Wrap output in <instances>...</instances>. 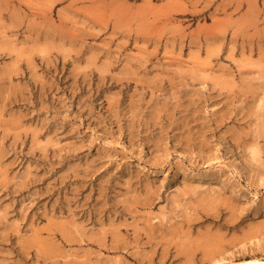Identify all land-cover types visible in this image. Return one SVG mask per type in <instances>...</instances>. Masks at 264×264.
I'll return each mask as SVG.
<instances>
[{
  "label": "rangeland",
  "instance_id": "374dc122",
  "mask_svg": "<svg viewBox=\"0 0 264 264\" xmlns=\"http://www.w3.org/2000/svg\"><path fill=\"white\" fill-rule=\"evenodd\" d=\"M263 76L264 0H0V264H187L165 245L167 228L148 226L174 215L175 164L210 170L198 147L178 144L179 128L230 101L213 169L234 161L254 174L260 166L239 140L256 127L264 150ZM203 90L216 97L203 100ZM198 106L205 112L192 115ZM162 126L171 169L151 166ZM166 175L162 195L145 203L141 185ZM237 176L238 200L252 205L239 224L264 221V169L257 188ZM134 200L137 210L125 209ZM112 233L133 245L110 247ZM262 244L264 233L222 264L264 260L253 250Z\"/></svg>",
  "mask_w": 264,
  "mask_h": 264
},
{
  "label": "bare ground",
  "instance_id": "6f19581e",
  "mask_svg": "<svg viewBox=\"0 0 264 264\" xmlns=\"http://www.w3.org/2000/svg\"><path fill=\"white\" fill-rule=\"evenodd\" d=\"M256 77H258V76H256ZM259 78H261V77H259ZM263 78H264V76H263ZM211 87L213 88L214 86H211ZM221 89L222 88H220V91H221ZM220 91H218V92L216 91L217 94L219 96H223L224 99L227 101V99L225 97H229V94L228 93L226 94L225 92L222 93ZM251 92L253 95L256 94V91H250V93ZM202 94L204 97L203 100L204 99L209 100V98H212V96H213V95L212 96H210V95L205 96V91L202 92ZM233 95H234V93L232 94V96ZM214 96L216 97V95H214ZM214 96H213V98H214ZM200 97H202V96H200ZM246 98H244V99H246ZM248 98H250V97L248 96ZM257 99H258V97L255 99V101ZM263 99H264V97H263ZM192 100H194V98H192ZM197 100H198V102H199V100H201V102H202V98L201 99L197 98ZM230 100H233V98L231 97ZM236 100H237V98H236ZM225 104L226 105L228 104L227 105V108H228L227 111H223L222 109H216V111L214 110L215 112H213L211 116L210 115H206V117L201 116L200 117L201 119H200V121H198V123H194L193 121L188 120L189 122H187V123L184 122L185 126H183V129H181L182 127L179 128L180 130H183V132H182V135L180 136L178 144L181 143V145L189 146L192 148L198 147L199 155L202 158L201 163L203 165H206V166L210 165V170L209 169L206 170L205 173L203 172V174H198V175L192 174L189 171V169L186 167L185 162L180 160L177 164H175V166L177 167L176 168L177 170L175 171L174 177L182 180L183 185L178 187L177 194H173L171 196V197L174 196L171 199L172 207L171 208L169 207L170 210L167 209L169 212H171L174 215H171L169 212H168L169 214H166V210L162 212L163 217H166L167 218L166 221L169 222L170 224H168L161 217L156 222L150 221L148 223V220H146V222L148 223V226L153 230L152 233H154L156 235L161 233L160 236H162L165 233L164 230L167 228L166 233H165V237L169 236V238H168V241L166 242L165 245L167 247H171L173 245L176 248L177 252L183 253L184 255H186L185 260L187 261L186 262L187 264H197L196 257L199 256L198 254L201 255V257L199 259L200 263L202 262L204 264H222V260L226 257V255L228 253H230L231 256H234V257L237 256L235 248H237V251L240 252V256L246 257L249 254V253H247L248 243L252 239L260 237L264 233V221L255 223L254 220L251 219L250 220L251 223L246 222L245 225L239 224L240 221L244 220V217H246L247 214L250 211H252L251 210L252 205L251 204L248 205V203L241 201V200H238V198H237L238 196L242 197V192H240L241 188L238 189V187H237L238 185L241 186L239 184L240 179L238 180V176H237L238 174H239V178H244L245 181L248 182V186H251V187L254 186L256 188L259 186H262V183H260V180H261L260 174L262 172V169H264V150H262L263 146L259 144L261 141L258 140L259 137L261 136V133L259 132V130L253 129V128L257 129L256 127L252 128V126H251V125H254L256 120H254V122H253V120L252 121L250 120L252 123L251 124L249 123L251 126V128H248L250 130L249 132H248V130L246 132V130H244L243 128L240 130L242 133H244V134L247 133L248 135H253L254 132L255 133L257 132V134L254 133V135L251 136V141H250L251 143L246 140V139H250V138L245 137V136H247V134H245L244 137L241 138L243 140H241V139L239 140L240 142L244 141L246 143V145H248V149L251 147L252 154H249V155L252 156V158L249 156L251 159L248 158V160H251L252 162H254L255 164H258L260 166V167H258V169L256 168V170H253L254 166L249 164L250 166L253 167L252 171L254 172V174L248 175V174L244 173V171H242L243 169H241L237 165V163H234V161L229 165L232 168L231 167H229L228 169L227 168H221V169L219 168L217 170L213 169V167L216 165V163L221 161L222 157H220L221 155L219 156V155H217V153H214L216 150L212 152V149H213L212 148V146H213L212 145V142H213L212 139L214 136H216L218 134L222 122L225 119L227 120V118L229 117L228 116L229 114L234 113V109L231 107L232 105L231 106L229 105V104H231V102L229 101L228 103H225ZM251 105H253V104L251 103ZM252 107H253L252 109H255V105H253ZM262 107L263 106L261 105V109H262ZM198 108H199V106H198ZM198 108H194V109L190 110L191 113L193 112L192 115H194L195 113H197V114L201 113L202 109L199 108L200 109L199 110ZM258 110L261 111L260 108H258ZM203 112H205V111H203ZM240 113H238V114H240ZM255 114H256V112L253 111L250 114H246V116H248L249 118H252V115H255ZM159 116H161V115H159ZM259 116H258V118H259ZM243 118H245V117H242V119ZM247 121H246V123H247ZM249 124H248V126H249ZM262 125H263V130H264V124H262ZM168 128L162 126V131L160 130L161 135L157 138V140L154 143V149H155L156 153H155V160L153 162L154 164L152 163L151 166H154V167H159V166L165 167L166 166L169 169H171L174 166V165L172 166V162L170 160L171 155H168L167 153L164 152V151H166V148H167V147H164V145H163L165 142L164 139L167 138L164 136V134H167L169 132L170 129H168ZM231 128L232 127H230L229 130H231ZM229 130L226 129L225 132L226 131L232 132V133L235 132V135L233 134L234 137L236 135L240 134V133H238L239 130H238V132H237V130H235V131L234 130L229 131ZM236 132L238 134H236ZM184 133H186L185 134L186 136L183 135ZM249 133H251V134H249ZM218 136H219V134H218ZM222 136H223V133H222ZM233 136H232V138H234ZM238 138H240V137H238ZM236 139H237V137H236ZM237 141L238 140H236V142ZM246 145H244V146L247 148ZM229 153L230 152H228V154ZM197 154H198V152H197ZM225 155H227V153H225ZM192 156L189 157V162H193L195 164L197 161H195V159H194L195 156L194 155H192ZM243 162H244V165L246 166L247 162H245V161H243ZM237 170H239V173ZM250 173H251V171H250ZM168 175H166L167 177L164 176L162 183L154 184L153 182L148 181L147 183H144L141 185V188H143V187L144 188L141 189L143 191L140 190V192H143V193L145 192L148 194V196H146L147 201L145 203L148 202V200L151 198L152 194H154L153 196H155V195L159 196L160 194L162 195L163 187L166 186L165 183H163V182L168 178ZM153 186H155V187L153 188ZM131 205H132V208H131ZM140 205H142V204H140ZM137 207H138V200H134L133 202H131V204H128L125 207V209L131 210V212H133V211L137 210ZM261 210H263V212H264V209H261ZM179 217H181V219H178ZM174 219H175V221L173 222ZM206 222H208V224H206ZM238 224H239V226H237ZM148 226H147V228H148ZM198 226H202V227H204V229L201 230L198 228V230H196V227H198ZM214 229H216V230L214 231ZM195 230L197 231L196 234L198 236L194 235V232H196ZM231 230H233V232H231ZM137 232L138 231H135V229L133 230V233H135L133 238H135ZM229 233H232V235L229 236ZM146 235L149 236V234H146ZM112 236H113L112 237L113 240H111L112 242L110 243V247H112V248H118L120 250H123L125 247H128V245L131 244V242H126V241L124 242V240H125L124 238L122 239L123 241H120V239L119 240L116 239L115 233H112ZM136 237H138V235ZM68 239H70V238H68ZM149 239H150V237H149ZM148 242L150 243V241H148ZM136 243L138 245L142 244V243L137 242V241H136ZM131 245H133V244H131ZM263 246H259V247L256 246V248L253 250L264 249ZM128 253H130V252H128ZM242 264H264V260H261L259 258L258 259H252V260L246 261Z\"/></svg>",
  "mask_w": 264,
  "mask_h": 264
}]
</instances>
